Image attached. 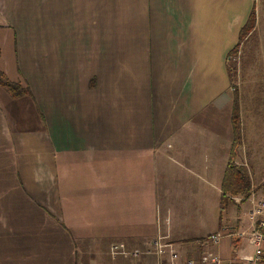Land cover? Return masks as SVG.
Instances as JSON below:
<instances>
[{"label": "crops", "instance_id": "crops-1", "mask_svg": "<svg viewBox=\"0 0 264 264\" xmlns=\"http://www.w3.org/2000/svg\"><path fill=\"white\" fill-rule=\"evenodd\" d=\"M256 2L0 0V68L32 91L0 84V264L219 252L230 62Z\"/></svg>", "mask_w": 264, "mask_h": 264}, {"label": "rangeland", "instance_id": "rangeland-1", "mask_svg": "<svg viewBox=\"0 0 264 264\" xmlns=\"http://www.w3.org/2000/svg\"><path fill=\"white\" fill-rule=\"evenodd\" d=\"M256 8L257 27L243 41L238 53L233 55L230 62L232 66L230 102L233 104L234 100H239L244 135L237 162L247 167L252 179V190L245 199L243 196L232 199L226 196L222 200L220 230L226 236L220 243L212 245V248L223 256L231 254L234 245L239 246L242 239L248 240L249 232L252 230L249 198L264 199V0H257ZM208 225L218 228L219 222ZM241 232H244L243 236L239 235ZM231 233L237 234L231 236L229 235ZM247 249L250 251L253 247L251 249L248 245ZM79 256L84 264H100L99 262L112 264V258L108 253Z\"/></svg>", "mask_w": 264, "mask_h": 264}, {"label": "trees", "instance_id": "trees-1", "mask_svg": "<svg viewBox=\"0 0 264 264\" xmlns=\"http://www.w3.org/2000/svg\"><path fill=\"white\" fill-rule=\"evenodd\" d=\"M256 7L252 9L245 25L240 31L238 44L232 49V52L238 53L240 45L256 28L257 13ZM1 54V50H0ZM0 84L4 86L12 97L19 98L26 95H32L31 88L24 81H12L0 68ZM239 100L236 99L232 105L231 122L233 128V140L230 149V158L227 164L224 179L222 183L223 197L243 196V199L249 196L252 190V179L247 167L239 164V148L243 145L244 135L242 128V114Z\"/></svg>", "mask_w": 264, "mask_h": 264}, {"label": "built area", "instance_id": "built-area-1", "mask_svg": "<svg viewBox=\"0 0 264 264\" xmlns=\"http://www.w3.org/2000/svg\"><path fill=\"white\" fill-rule=\"evenodd\" d=\"M249 201L251 202L250 216L252 225V230L249 232V241L254 247V252L243 257V264H264V199L252 197L249 198ZM230 235L233 234L231 233ZM224 236L226 234L217 232L210 235L208 241L219 242ZM149 243L156 248L160 259L165 258L166 249L157 240ZM110 251L113 255H123L125 257L138 255L128 250L124 243L112 244ZM182 264H233V262L224 259L219 253L204 250L201 254L187 256Z\"/></svg>", "mask_w": 264, "mask_h": 264}]
</instances>
